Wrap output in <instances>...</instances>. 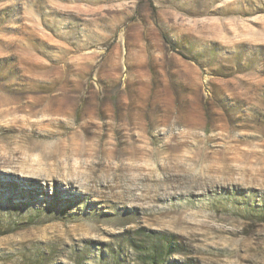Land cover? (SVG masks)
Here are the masks:
<instances>
[{"label": "rangeland", "instance_id": "rangeland-1", "mask_svg": "<svg viewBox=\"0 0 264 264\" xmlns=\"http://www.w3.org/2000/svg\"><path fill=\"white\" fill-rule=\"evenodd\" d=\"M264 264V0H0V264Z\"/></svg>", "mask_w": 264, "mask_h": 264}, {"label": "trees", "instance_id": "trees-1", "mask_svg": "<svg viewBox=\"0 0 264 264\" xmlns=\"http://www.w3.org/2000/svg\"><path fill=\"white\" fill-rule=\"evenodd\" d=\"M156 264V263H155Z\"/></svg>", "mask_w": 264, "mask_h": 264}]
</instances>
